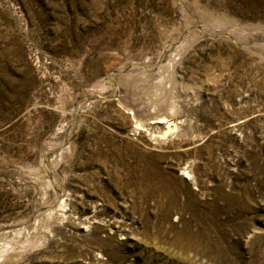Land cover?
Wrapping results in <instances>:
<instances>
[{
    "label": "rangeland",
    "instance_id": "obj_1",
    "mask_svg": "<svg viewBox=\"0 0 264 264\" xmlns=\"http://www.w3.org/2000/svg\"><path fill=\"white\" fill-rule=\"evenodd\" d=\"M0 264H264V0H0Z\"/></svg>",
    "mask_w": 264,
    "mask_h": 264
},
{
    "label": "bare ground",
    "instance_id": "obj_2",
    "mask_svg": "<svg viewBox=\"0 0 264 264\" xmlns=\"http://www.w3.org/2000/svg\"><path fill=\"white\" fill-rule=\"evenodd\" d=\"M150 126H152V122L148 123V124H144V123H141V122H137V125H136V129H144V130H150ZM155 133H153L154 135Z\"/></svg>",
    "mask_w": 264,
    "mask_h": 264
}]
</instances>
